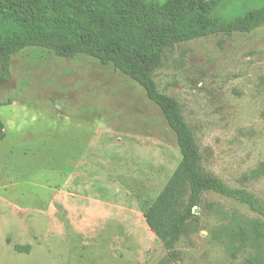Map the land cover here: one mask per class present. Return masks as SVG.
Listing matches in <instances>:
<instances>
[{
	"label": "rangeland",
	"instance_id": "374dc122",
	"mask_svg": "<svg viewBox=\"0 0 264 264\" xmlns=\"http://www.w3.org/2000/svg\"><path fill=\"white\" fill-rule=\"evenodd\" d=\"M9 67L0 84V264H250L226 231L264 216L233 200L204 195L174 259L145 224L142 211L179 155L141 87L90 57L40 48ZM155 82L178 102L203 173L245 189L264 212V176L251 177L264 164V25L174 45Z\"/></svg>",
	"mask_w": 264,
	"mask_h": 264
},
{
	"label": "trees",
	"instance_id": "16d2710c",
	"mask_svg": "<svg viewBox=\"0 0 264 264\" xmlns=\"http://www.w3.org/2000/svg\"><path fill=\"white\" fill-rule=\"evenodd\" d=\"M262 25L264 0H0V84L10 76L12 56L40 48L58 58L90 57L141 87L172 131L179 155L165 185L142 211L145 224L174 259L173 249L190 230L192 211L201 206L204 195L216 194L251 212H264L245 189L230 188L203 173L192 131L178 102L158 90L155 71L174 45L217 34L250 33ZM3 131L0 118V142ZM260 176L264 164L251 174ZM241 223L244 226L235 223L226 231L229 247L248 249L250 264H264V222ZM14 249L28 251L29 246Z\"/></svg>",
	"mask_w": 264,
	"mask_h": 264
}]
</instances>
